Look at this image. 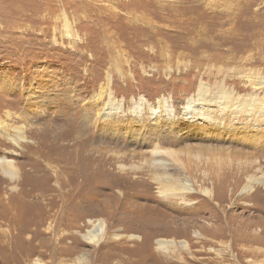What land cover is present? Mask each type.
Returning <instances> with one entry per match:
<instances>
[{"label": "rangeland", "instance_id": "obj_1", "mask_svg": "<svg viewBox=\"0 0 264 264\" xmlns=\"http://www.w3.org/2000/svg\"><path fill=\"white\" fill-rule=\"evenodd\" d=\"M200 87L264 111V0H0V264H264V123L183 120ZM156 150L195 193L152 180Z\"/></svg>", "mask_w": 264, "mask_h": 264}, {"label": "bare ground", "instance_id": "obj_2", "mask_svg": "<svg viewBox=\"0 0 264 264\" xmlns=\"http://www.w3.org/2000/svg\"><path fill=\"white\" fill-rule=\"evenodd\" d=\"M204 89L205 88L200 87L198 94L195 97L187 100L186 106L181 108L180 118H182L183 120L191 121L197 126H203L209 129L225 128L228 130V133H231L233 135L244 130H262L264 120L260 119V115L263 114L262 116H264V111L261 108L258 109V107H244V104H242L241 106L238 105L237 107H231L229 97L225 95H218L217 97L207 98ZM145 107H147L150 111V121H155L161 118L168 121H172L176 117L175 108L172 107L170 102L167 100L159 101L157 107H151V105H148L143 99H140L139 102L133 103L131 112L135 117L141 118L143 108ZM122 112V104H114V102H109L104 107V113L110 118L115 117ZM162 155V152L158 150H156L152 154V162L151 160L150 162L152 165V169L156 174L155 177H151L152 180L155 181L159 186L165 188L167 191L166 194L173 195L174 197H179L182 200H184L188 194L195 193L196 190L194 188V183L191 180V177L189 176L190 173L187 175L184 172H181L180 169L174 167V165L171 164L167 159H165L164 157L162 158ZM169 155H171V153H169ZM68 162L67 160H64L62 164L64 165ZM8 166H10L9 163L5 161H0L1 169H8ZM11 168L12 167H9V170ZM242 169H244V167H242ZM183 170L185 169L183 168ZM58 171L59 175H56L58 179L57 183L61 187H64L66 181L63 179L64 175L60 174V167ZM9 172L10 176L14 178L13 176H15V173H11L12 171ZM62 173L64 174V172ZM181 174H184L185 176L180 177ZM247 184L248 185L243 190L244 193L247 191H252L256 185L262 184L264 186V174L261 178H249ZM204 192L206 195L211 194L208 191ZM164 193L165 190L162 191L163 195H165ZM1 236L2 239H9L14 236V234L11 233V230L9 229L5 230ZM101 236L102 230L98 229V231H94L91 234L90 238L92 241L99 242L101 240ZM157 245L159 250L167 251L170 247H174L176 243L173 241H158ZM181 245L184 246V244ZM8 248L9 247H7V249Z\"/></svg>", "mask_w": 264, "mask_h": 264}]
</instances>
